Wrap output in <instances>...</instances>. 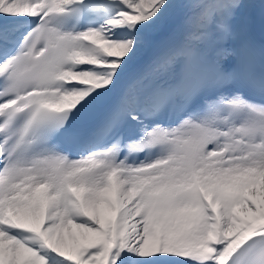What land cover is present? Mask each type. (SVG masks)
Masks as SVG:
<instances>
[{
	"label": "snow or ice",
	"instance_id": "obj_1",
	"mask_svg": "<svg viewBox=\"0 0 264 264\" xmlns=\"http://www.w3.org/2000/svg\"><path fill=\"white\" fill-rule=\"evenodd\" d=\"M0 264H264V0H0Z\"/></svg>",
	"mask_w": 264,
	"mask_h": 264
}]
</instances>
